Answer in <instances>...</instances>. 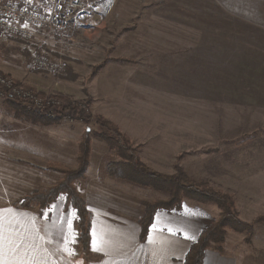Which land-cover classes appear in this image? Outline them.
<instances>
[{"label": "rangeland", "instance_id": "obj_1", "mask_svg": "<svg viewBox=\"0 0 264 264\" xmlns=\"http://www.w3.org/2000/svg\"><path fill=\"white\" fill-rule=\"evenodd\" d=\"M84 2L87 16L80 24L64 30L32 28L29 39L0 46V79L12 80L31 93V104L24 102L28 110L60 119L50 126L23 121L0 97V189L11 191L13 196L25 195L59 178L47 168L48 163L75 166L79 137L93 127L79 119L54 115L52 99L61 95L71 102L79 101L83 111L89 101V113L118 125L143 164L153 171L172 175L180 167L191 179L206 181L231 195L238 218L252 225L253 235L228 232L221 253L233 254L242 264H264V224L256 222L264 216V113H255L251 121L245 110L229 111L224 105H214L217 101L211 105L207 100L214 97L206 95V85L199 83L194 71L196 81L190 84V65L177 66L174 61L177 55L186 58L177 48L207 40L203 34L193 37L191 31L199 32L203 20L192 18L211 16L213 3ZM249 43L254 45V38ZM31 55L60 61L61 72L33 67ZM225 92L230 94L233 89L227 86ZM91 147L85 179L75 183L88 208L89 250L96 252L93 248L104 244V250L118 253L131 241H138L141 203L166 196L106 176L105 164L114 156L99 141L93 140ZM62 208L61 199L51 207V213ZM72 212L66 208L64 214ZM218 214L213 205L187 201L180 214H158L153 227L193 239ZM91 256L88 253L80 259L90 264Z\"/></svg>", "mask_w": 264, "mask_h": 264}, {"label": "crops", "instance_id": "obj_2", "mask_svg": "<svg viewBox=\"0 0 264 264\" xmlns=\"http://www.w3.org/2000/svg\"><path fill=\"white\" fill-rule=\"evenodd\" d=\"M210 2L222 14L217 18H192L203 20L199 32L191 31L193 37L203 34L207 40L177 48L186 58L177 55L175 64L190 65V84L196 81L195 74L199 76V83L206 85V95L214 97L207 100L211 105L217 101L214 105H224L229 111L245 110L249 112L248 120L252 121L255 113H264V0ZM231 28L235 31L231 32ZM180 38L183 40L184 35ZM252 38L254 45L249 43ZM215 58H219L218 62L213 60ZM224 73L227 76H223ZM227 86L233 89L232 93L225 92ZM35 189L38 188L32 191ZM23 193L13 196L11 191L0 189V264H83L80 258L84 253L79 248L74 213L64 214L62 208V211L57 210L59 215L55 217L57 214L51 210L16 207L14 203ZM187 235L152 227L143 241H131L121 252L106 251L104 244H100L93 248L96 252L90 251L88 246L87 254L93 255L90 264H182L192 239ZM202 264L242 262L231 253L209 249L205 251Z\"/></svg>", "mask_w": 264, "mask_h": 264}, {"label": "trees", "instance_id": "obj_3", "mask_svg": "<svg viewBox=\"0 0 264 264\" xmlns=\"http://www.w3.org/2000/svg\"><path fill=\"white\" fill-rule=\"evenodd\" d=\"M0 1L15 3L19 0ZM31 1L36 5L43 3L41 2L42 0ZM214 6L215 11L209 17L217 18L220 13L222 14V11L220 10L221 12L219 13V8L216 5ZM32 28L38 27H31L30 30ZM14 50H18V48H14ZM26 56L27 60H29V55L26 54ZM64 68L66 71L69 69L65 66ZM13 84L16 85L14 82ZM4 98L6 105L14 113L16 112L14 116L19 117L23 121L40 126L56 125L60 122V119H52L50 115L47 116L44 113L41 115L40 113L28 110V106H25V103L20 101L19 98L18 100L8 97ZM58 99L62 103H59ZM54 101V111L58 115H62L63 118L65 117L68 120L79 119L85 125L92 126L93 129H85L79 137L75 166L69 167L57 162L48 163L47 168L59 175L56 182L44 189H36L23 195L15 206L21 209L36 207L40 211H50L51 207L62 199L63 209L70 208L75 215L78 228V243L84 255L88 252L90 238L88 208L75 183L85 179L86 170L90 165L91 144L93 140L103 143L112 153V156H114L112 161L105 164L104 172L106 176L134 187L149 189L166 196L163 199L158 198L152 202L141 203L143 209L137 219L139 242L143 241L148 231L152 229L158 214H180L183 212L185 202L187 201L197 205H213L218 209L219 214L215 220L198 232L195 238L190 240L189 247L181 261L182 264H202L205 251L209 249L221 253L228 232L252 237V225L238 218L234 199L231 195L215 189L206 181L191 179L184 169L180 167L172 175H162L153 171L143 164L136 148L133 147L130 139L120 131L118 125L101 115L89 113V101L85 102V111L79 109L81 102H71L68 97L56 95ZM256 222L264 224V216H259Z\"/></svg>", "mask_w": 264, "mask_h": 264}, {"label": "built area", "instance_id": "obj_4", "mask_svg": "<svg viewBox=\"0 0 264 264\" xmlns=\"http://www.w3.org/2000/svg\"><path fill=\"white\" fill-rule=\"evenodd\" d=\"M41 2L43 3L36 5L31 0H19L15 3L0 1V45L12 42L18 44V40L29 39L32 34L31 27L64 30L80 24L87 16V5L84 0H42ZM30 64L57 74L62 69L60 61L37 55H31ZM26 93H28L26 90L14 85L12 80L0 79V97L19 98L31 104V93L25 96ZM49 115L53 117V114ZM54 115H57L55 111Z\"/></svg>", "mask_w": 264, "mask_h": 264}, {"label": "snow or ice", "instance_id": "obj_5", "mask_svg": "<svg viewBox=\"0 0 264 264\" xmlns=\"http://www.w3.org/2000/svg\"><path fill=\"white\" fill-rule=\"evenodd\" d=\"M95 243V242H94Z\"/></svg>", "mask_w": 264, "mask_h": 264}]
</instances>
